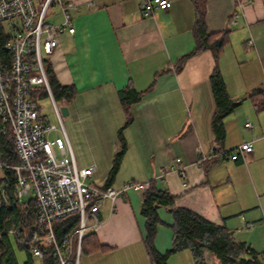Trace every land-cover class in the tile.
<instances>
[{"label": "crops", "instance_id": "obj_1", "mask_svg": "<svg viewBox=\"0 0 264 264\" xmlns=\"http://www.w3.org/2000/svg\"><path fill=\"white\" fill-rule=\"evenodd\" d=\"M73 1L81 6L73 13L75 33L60 36L52 67L61 85L77 89L66 105L64 123L78 167L95 165L93 183L106 185L118 133L127 120L119 92L132 85L141 99L131 104L133 121L124 130L128 147L112 186L150 182L175 196L173 205L158 210L157 251L166 254L172 247L171 209L186 208L226 227L264 264L263 252L253 246L264 242V110L256 112L251 98L264 91V0H169L168 10L151 17L142 15V0H94L93 9L86 5L89 0ZM234 11L239 18L229 24ZM199 14H204L209 35L230 29L218 67L228 94L240 105L224 118L222 142L212 126L213 53L190 55ZM248 122L253 129L246 127ZM244 142L254 147L245 158L199 162L203 155ZM82 150L89 160L78 156ZM178 158L186 178L172 168ZM8 181L6 169H0V197L4 193L7 204L9 189L16 195ZM142 202L143 193L133 190L115 201L113 212L109 204L103 207L100 224L90 234L107 250L84 251L79 264H153ZM168 264L195 262L186 250L172 254ZM206 264L220 263L207 254Z\"/></svg>", "mask_w": 264, "mask_h": 264}, {"label": "built area", "instance_id": "obj_2", "mask_svg": "<svg viewBox=\"0 0 264 264\" xmlns=\"http://www.w3.org/2000/svg\"><path fill=\"white\" fill-rule=\"evenodd\" d=\"M86 5L89 9L96 6L94 0ZM171 5L169 0H142L141 13L151 17ZM80 10L73 0H0V24L6 37L0 44V131L13 137L20 160L7 165L0 154V169L14 172V181L7 185L15 188L19 205L33 201L30 229L10 231L19 246L28 247L32 264H44L48 256L52 264H79L84 238L98 228L102 208L109 204L113 212L118 198L150 187V182H127L121 188L97 186L92 181L97 167L80 168L76 163L61 111L64 105L50 90L46 59L60 47L61 35L75 33L73 13ZM238 18L239 11H234L231 23ZM41 87L52 100L56 122L44 115L40 98L34 97ZM246 127L254 125L248 122ZM253 149V142H244L230 150L213 151L209 157L203 155L199 162L209 158L237 161ZM172 168L186 178L181 159ZM4 205L3 193L0 213ZM69 217H76L77 223L59 238L55 223Z\"/></svg>", "mask_w": 264, "mask_h": 264}, {"label": "trees", "instance_id": "obj_3", "mask_svg": "<svg viewBox=\"0 0 264 264\" xmlns=\"http://www.w3.org/2000/svg\"><path fill=\"white\" fill-rule=\"evenodd\" d=\"M232 16L229 18L231 23ZM230 29L221 33L209 35L206 30L204 14L198 15L197 25L195 28L196 48L190 55L197 54L202 50H210L215 59V68L211 74L212 91L215 98L216 110L213 115L212 126L215 132L216 140L222 142L225 139L226 132L224 128V118L232 114L240 105V102L230 97L227 92L226 83L221 70L218 67V61L224 47L229 42ZM6 41L3 36L2 26L0 24V44ZM2 55L7 58L6 53ZM189 55V56H190ZM188 56L181 60L183 62ZM46 71L49 80L50 90L54 99L63 105L72 102L77 94L74 85L63 86L58 81L52 65L47 61ZM48 98L49 94L46 88L38 89L34 97ZM121 103L127 113V120L120 128L118 133L119 148L115 152L112 166L106 180V187L112 186L120 170L123 157L127 150V142L124 130L133 121L130 110L131 104L141 99V93L135 92L132 85L119 92ZM256 112L264 110V91H260L251 96ZM0 154L4 164H19L20 160L16 154L13 137L9 134L4 135L0 131ZM6 174L10 181H14V172L6 169ZM12 186V185H11ZM12 188V187H11ZM9 203L4 205L0 213V264H19L12 242L10 231L18 228L21 231L30 229L31 222L34 219L33 201L29 200L26 206L19 205L14 195L13 189H9ZM175 196L165 190H158L153 184L149 189L143 192V202L141 213L146 218V239L145 243L149 256L153 264H168L172 254L181 251H190L195 264H206L207 254L214 256L220 264H263L260 255L250 246L243 242H236L226 227L215 225L203 216L186 208L171 209L174 218L172 225L173 242L172 247L166 254H160L155 248L154 240L157 233L158 225L162 224L158 210L161 206L173 205ZM77 223L76 217H69L56 222V231L59 238H62ZM93 234H88L83 241L82 251L89 252L95 250L106 251L107 247L102 246L92 239ZM93 242V243H92ZM20 247L26 250L28 261L26 264H32V260L27 246ZM44 264H52L51 257H46Z\"/></svg>", "mask_w": 264, "mask_h": 264}, {"label": "rangeland", "instance_id": "obj_4", "mask_svg": "<svg viewBox=\"0 0 264 264\" xmlns=\"http://www.w3.org/2000/svg\"><path fill=\"white\" fill-rule=\"evenodd\" d=\"M53 58L54 57L52 56V57H50V59L47 58L46 60L52 65ZM41 106H42L44 115H46L52 122H56V117H55V113H54V109H53V103H52L51 98H49V97L48 98H46V97L42 98L41 99ZM77 154L82 159H85V160L86 159H88V160L90 159L89 154L87 152H84L83 150L82 151H78ZM260 232H262V231H260ZM10 238H11V242H12V245H13L17 260H18V263L19 264H26V262L28 261V254H27L26 250L22 249L18 245V243L16 242V240H15V238L13 236H10ZM253 246L256 248V250H258L260 252H263L262 253L263 254L262 259H264V242L261 243V245L258 244L257 246L256 245H253ZM31 260H32V258H31Z\"/></svg>", "mask_w": 264, "mask_h": 264}, {"label": "water", "instance_id": "obj_5", "mask_svg": "<svg viewBox=\"0 0 264 264\" xmlns=\"http://www.w3.org/2000/svg\"><path fill=\"white\" fill-rule=\"evenodd\" d=\"M61 111H62V114H63L64 117H67L69 115V109H68L67 106H65V105L62 106L61 107ZM29 238H30V234H29Z\"/></svg>", "mask_w": 264, "mask_h": 264}]
</instances>
